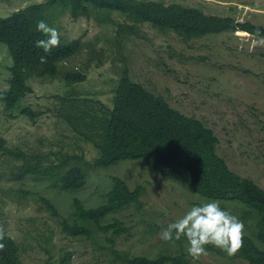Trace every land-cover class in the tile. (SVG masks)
<instances>
[{
  "label": "rangeland",
  "instance_id": "1",
  "mask_svg": "<svg viewBox=\"0 0 264 264\" xmlns=\"http://www.w3.org/2000/svg\"><path fill=\"white\" fill-rule=\"evenodd\" d=\"M47 1L0 0V16ZM156 1L200 7L210 14L264 25V0ZM48 14L45 22L59 30L60 41L80 39L83 44L78 53L60 64V71L79 70L87 80L69 83L63 75L30 78L34 91L17 107L7 110L0 104V141H4L0 144V220L6 235L25 249L24 264H125L112 260L107 238L114 240V250L132 257H153L158 250L186 252L183 238L165 242L160 238L162 230L194 203L209 199L164 171L148 169L143 160L121 161L108 168L85 164L89 166L86 185L69 192L50 187L42 177L19 172L22 163L32 165L38 160L46 167L61 151L83 155L93 162L99 152L81 133L87 130L84 122L78 113L74 115V126L58 118L57 97L87 98L93 104L101 101L112 108L114 89L125 66L135 81L212 128L219 139L218 153L229 167L264 189V45L254 43L264 36L236 31L184 40L174 32L162 33L149 23L129 29L133 23L116 14L112 21L105 22L102 16L75 20L71 10L63 8H49ZM11 64L6 46H0V90L8 85ZM25 105L42 114L36 120L20 115L19 109ZM13 151L28 157L17 158ZM112 176L122 177L132 189L145 186L139 202L142 210L132 205L118 215L126 222L128 232L116 237L112 233H101L96 238L69 237L62 223L69 219L73 200L97 205L110 188ZM46 197L56 212L45 204L42 198ZM220 203L241 220L239 207ZM221 252L225 253L219 248L207 251L197 260L187 255L196 264L246 263Z\"/></svg>",
  "mask_w": 264,
  "mask_h": 264
},
{
  "label": "trees",
  "instance_id": "2",
  "mask_svg": "<svg viewBox=\"0 0 264 264\" xmlns=\"http://www.w3.org/2000/svg\"><path fill=\"white\" fill-rule=\"evenodd\" d=\"M52 7L70 9L75 20L102 16V22L112 21L116 14L133 23L129 29L149 23L162 33L174 32L184 40L238 30L264 36L263 24L242 22L231 16L210 14L200 7L179 3L167 4L156 0H49L35 3L9 16H0V46H6L8 57L12 58L9 87L0 90V104L7 110H13L34 91L29 84L30 78L63 75L69 83L87 80L79 70L60 71V64L82 48L80 39L66 43L60 41L48 53L35 46L36 40L44 38L36 30V24L50 16L46 13ZM41 55L46 57L44 62L40 60ZM114 90L112 108L101 101L93 104L87 98L69 96L68 100L57 97L58 118L74 126V115L78 113L84 122L87 130L81 133L99 152L93 162L85 160L83 155L61 151L58 158L51 160L46 167H42L38 160L32 165L22 163L19 172L42 177L50 187L69 192L81 190L86 185L89 166L108 168L121 161L143 160L148 169L164 171L201 197L239 207L246 227L241 247L232 255L221 253L241 258L245 264H264V189L252 178L229 167L226 159L218 153L219 139L214 130L201 119L174 108L164 95L135 81L128 66L121 70ZM19 114L36 120L42 112L25 105L19 109ZM3 142L1 140L0 144ZM12 153L17 158L28 157L21 151ZM110 183V188L101 196L103 200L97 205L85 204L79 198L73 200L69 219L62 223L63 231L69 237L96 238L101 233H112L116 237L128 232L126 222L118 215L132 205L142 210L143 204L139 202L145 187L139 185L131 189L120 176H112ZM42 199L56 212L47 197ZM107 241L113 261L125 264H196L184 251L158 250L153 257L148 254L132 257L129 253L114 250L112 238H107ZM206 248L210 252L217 250L212 245H206ZM24 251L15 238L6 235L0 220V264H24Z\"/></svg>",
  "mask_w": 264,
  "mask_h": 264
},
{
  "label": "clouds",
  "instance_id": "3",
  "mask_svg": "<svg viewBox=\"0 0 264 264\" xmlns=\"http://www.w3.org/2000/svg\"><path fill=\"white\" fill-rule=\"evenodd\" d=\"M36 30L42 33L44 38L36 40L35 46L43 49V52L48 53L59 45L60 32L56 27L41 19L36 24ZM254 43L264 45V38ZM45 59V56H40L41 62ZM8 87L9 84L6 88ZM243 228L244 225L238 216L223 207L218 200L209 199L194 203L183 215L162 230L160 238L165 242L183 238L187 254L197 260L206 254V245L219 248L229 255L234 254L241 247Z\"/></svg>",
  "mask_w": 264,
  "mask_h": 264
}]
</instances>
